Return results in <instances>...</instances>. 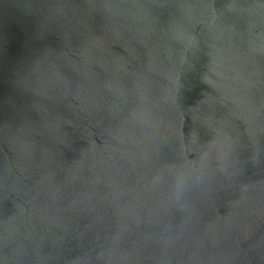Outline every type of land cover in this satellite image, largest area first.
Listing matches in <instances>:
<instances>
[{"label": "water", "instance_id": "water-1", "mask_svg": "<svg viewBox=\"0 0 264 264\" xmlns=\"http://www.w3.org/2000/svg\"><path fill=\"white\" fill-rule=\"evenodd\" d=\"M0 264H264V0H0Z\"/></svg>", "mask_w": 264, "mask_h": 264}]
</instances>
